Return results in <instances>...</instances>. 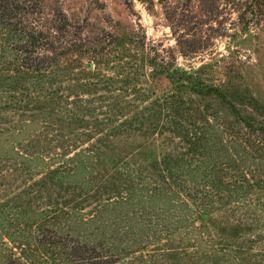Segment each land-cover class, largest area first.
I'll use <instances>...</instances> for the list:
<instances>
[{"label": "rangeland", "instance_id": "obj_1", "mask_svg": "<svg viewBox=\"0 0 264 264\" xmlns=\"http://www.w3.org/2000/svg\"><path fill=\"white\" fill-rule=\"evenodd\" d=\"M244 6L40 0L34 24L50 26L38 29L55 39L37 50L38 69L20 77L14 65L23 44L0 30V208L23 210L25 220L55 203L91 214L105 198L139 189L135 183L148 196L173 161L199 183L209 172L246 175L254 202L264 204L263 189L253 186L264 175V17L247 24ZM61 167L65 184L50 186L49 170ZM41 180L50 187L42 191ZM178 197L155 194L149 203L184 209L173 203ZM23 229L27 249L41 236L35 225ZM255 233L228 238L243 253L227 252L264 264L249 241Z\"/></svg>", "mask_w": 264, "mask_h": 264}, {"label": "trees", "instance_id": "obj_2", "mask_svg": "<svg viewBox=\"0 0 264 264\" xmlns=\"http://www.w3.org/2000/svg\"><path fill=\"white\" fill-rule=\"evenodd\" d=\"M242 1L245 6L239 15L247 24L260 22L264 17V0ZM39 2L0 0V30L24 45L19 49L21 63L14 65L21 74L19 77L27 75L33 64L36 65L32 70L38 69L36 66L43 60L37 50L53 46L55 39L52 34L49 35L51 41H47L49 36L38 29L44 27L43 22L38 27L34 24L33 15ZM211 161L210 165H219L214 158ZM159 170L161 179L156 182L160 185H154V192L147 190L148 196L139 193L144 188L143 182L135 183L133 185H138L139 189L132 188L114 198H105L91 214H79L73 206L61 207L55 203L41 210L34 219L25 220L23 210L13 211L14 207L4 204L6 206L0 208V264H23L22 258L30 264H167L169 261L170 264H220L228 256L233 258L229 264H245L246 259L241 255L235 259L227 252L232 249L243 253L241 247L233 246L228 238L237 234L240 238L241 233L248 230L256 232L249 239L260 246L256 255L264 256V204L254 202L256 197L247 190L250 184L246 175H210L209 172L204 175L207 176L205 182L199 183L197 179L186 177L185 169L175 161L165 163ZM64 172L63 167L49 170L48 184L62 187ZM135 178L142 180L138 175ZM253 178H256L253 186L263 189L260 191L264 193V175L262 179L261 176ZM48 184L41 180L37 185L43 191L50 187ZM136 191L141 196L139 200L135 197ZM82 193L87 194V191ZM160 193H177L178 200L173 203L183 204L185 208L151 205L149 198ZM129 202L131 207L127 210ZM189 204L193 209H189ZM203 208L218 216L210 212L208 215ZM32 225L37 227L41 238L29 242V247L24 249L25 243L19 241L26 239L22 238L23 227ZM49 226L53 229L49 230ZM13 247L19 248L18 256ZM128 256L131 257L124 261Z\"/></svg>", "mask_w": 264, "mask_h": 264}]
</instances>
